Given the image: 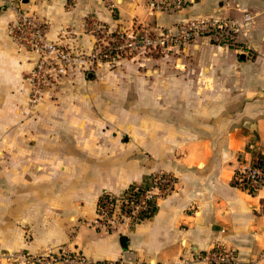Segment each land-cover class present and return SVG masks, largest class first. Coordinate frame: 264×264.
<instances>
[{
    "label": "crops",
    "instance_id": "1",
    "mask_svg": "<svg viewBox=\"0 0 264 264\" xmlns=\"http://www.w3.org/2000/svg\"><path fill=\"white\" fill-rule=\"evenodd\" d=\"M183 2L167 12L146 0H0V252L62 247L94 260L164 264H201L216 245L246 261L264 253V186L249 194L231 182L241 162L264 155V0ZM20 9L45 19L49 38L71 29L89 48L93 23L113 31L134 22L157 29L185 19H251L246 54H234L228 83L214 77L201 96L184 79L166 91L150 85L149 93L139 80L128 92L98 68L99 78L65 79L31 105L35 58L8 34ZM200 48L208 71L221 67L222 51L232 54ZM197 99L208 106L191 109ZM154 171L177 184L150 218L122 233L90 225L101 194L142 185Z\"/></svg>",
    "mask_w": 264,
    "mask_h": 264
},
{
    "label": "built area",
    "instance_id": "2",
    "mask_svg": "<svg viewBox=\"0 0 264 264\" xmlns=\"http://www.w3.org/2000/svg\"><path fill=\"white\" fill-rule=\"evenodd\" d=\"M183 0H146L151 10L176 11L182 8ZM251 16L244 13L237 19L210 17L205 19H187L180 33L161 32L158 36L144 34L140 26L134 24L126 29L109 30L104 25L93 23L90 31L93 35L89 48L71 29H65L55 39L47 36L48 22L34 11L20 9L17 18L9 25L8 34L12 42L20 49L34 55L33 68L27 75L29 81V103L36 105L40 99L56 90L59 83L78 75L94 74L100 65L118 60L126 51L137 46L154 49L156 46L172 40L173 37L190 41L202 32L204 27L219 33L225 28H245ZM89 34V27L85 30ZM232 185L249 194H256L264 186V155H255L249 162H241L236 168ZM177 184V178L169 172H157L149 175L147 181L133 190L125 188L119 194L109 192L99 196L95 217L90 225L104 232L119 231L131 227L144 219L150 212L151 204L171 193ZM196 209V208H192ZM199 259L207 264H264V253L254 260H241L234 250L216 245L201 254ZM7 264H164L161 262L94 260L81 252H68L64 248L46 250L41 254L21 251L0 252V261Z\"/></svg>",
    "mask_w": 264,
    "mask_h": 264
},
{
    "label": "rangeland",
    "instance_id": "3",
    "mask_svg": "<svg viewBox=\"0 0 264 264\" xmlns=\"http://www.w3.org/2000/svg\"><path fill=\"white\" fill-rule=\"evenodd\" d=\"M160 11V10H157ZM166 11V10H161ZM172 12V11H167ZM114 13V12H113ZM239 20V19H238ZM186 19L180 20L174 23L172 26H159L157 29L150 27L148 24L142 25L141 23L134 22L135 26H140L144 30V34L151 36H158L161 32H172L175 34L180 33L183 26L187 24ZM202 32H199L190 41H183L180 38L173 37L172 40H167L165 43L157 45L155 51L147 47L137 46L131 51H126L118 60L111 62L110 64L100 65L99 69L104 68L108 71L106 73L111 74L114 80H124L129 90L128 92H134V87L138 84L139 80L145 82L148 86V93L150 91V85L152 90L156 89L160 92L162 89L166 91L165 85L170 88L172 80L176 82L179 79L189 81L191 93L194 95H202L208 93L212 89H208L206 83L217 78V81L221 80L228 83L231 68L232 58L235 60V53L246 54L245 38L242 35L245 28L230 29L225 28L219 33H214L204 27ZM204 45H216L230 48L232 54L228 51H222V65L216 68V72L213 70L208 71V66L203 70V58L201 55V46ZM212 69V68H210ZM114 70V71H113ZM113 71V72H112ZM101 75L94 73L89 78H99ZM87 78L88 75L81 76ZM78 78V77H77ZM179 84H174L175 89H180ZM223 87L221 92L225 93ZM208 89V90H207ZM54 94H52L53 96ZM222 105H228L222 103ZM208 103H202L197 101L191 104V109H201L207 107ZM160 171H154L157 173ZM151 173V174H152ZM150 174V175H151ZM91 223V222H90ZM100 231V230H99ZM102 231V230H101ZM119 232V231H110ZM23 252V251H21ZM201 261V260H200ZM201 264H207L204 261L199 262ZM0 264H7L4 260L0 261Z\"/></svg>",
    "mask_w": 264,
    "mask_h": 264
},
{
    "label": "trees",
    "instance_id": "4",
    "mask_svg": "<svg viewBox=\"0 0 264 264\" xmlns=\"http://www.w3.org/2000/svg\"><path fill=\"white\" fill-rule=\"evenodd\" d=\"M127 188H129V189H131V190H132V189L134 190V189L136 188L137 192L140 190V188L137 187L136 184H130ZM150 208H151L150 212L147 213V215L145 216L146 219H147V218H150V217L154 214V212H155L157 206H156V204H151V205H150Z\"/></svg>",
    "mask_w": 264,
    "mask_h": 264
},
{
    "label": "water",
    "instance_id": "5",
    "mask_svg": "<svg viewBox=\"0 0 264 264\" xmlns=\"http://www.w3.org/2000/svg\"><path fill=\"white\" fill-rule=\"evenodd\" d=\"M91 76H92V74H89V75H88V77H91Z\"/></svg>",
    "mask_w": 264,
    "mask_h": 264
}]
</instances>
